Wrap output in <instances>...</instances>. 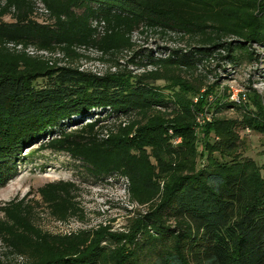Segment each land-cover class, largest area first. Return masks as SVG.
<instances>
[{
	"label": "trees",
	"instance_id": "16d2710c",
	"mask_svg": "<svg viewBox=\"0 0 264 264\" xmlns=\"http://www.w3.org/2000/svg\"><path fill=\"white\" fill-rule=\"evenodd\" d=\"M37 2L46 23L34 19ZM135 32L173 35L184 47L134 50ZM19 45L63 58L29 56ZM91 50L116 71H79ZM125 52L138 75L117 61ZM211 61L226 78L261 63L264 77V0H0V189L38 145L95 180L123 179L129 200L146 207L127 235L103 227L54 234L32 222L23 200L9 201L0 207V264H264V162L241 156L234 131L264 136L262 101L253 109L225 100L222 109L233 106L238 117L210 125L200 152L189 126L174 127L183 141L173 145L160 125L158 111L174 105L153 83L182 85L180 72ZM122 118L131 121L116 123ZM75 190L58 182L38 193L53 218L67 221L82 218Z\"/></svg>",
	"mask_w": 264,
	"mask_h": 264
},
{
	"label": "rangeland",
	"instance_id": "374dc122",
	"mask_svg": "<svg viewBox=\"0 0 264 264\" xmlns=\"http://www.w3.org/2000/svg\"><path fill=\"white\" fill-rule=\"evenodd\" d=\"M36 4L34 19L39 23L48 22L49 18L44 6L40 2ZM3 20L9 22L10 18L5 17ZM132 41L135 43L134 50L143 47L150 48V44L153 43L167 48L184 47V41L173 35L171 38L161 39L154 35L146 36L135 32L132 35ZM129 57L130 53L125 52L117 58V61L132 75H138L141 72L128 63ZM83 60L85 59L78 60L75 66ZM216 64L215 61H211L195 72L189 74L180 72L179 79L182 85L176 84L177 79L174 82L156 81L153 83L155 87L160 88L162 94L173 100V110L160 109L158 111L159 117L163 120L160 124L162 130L173 145H179L183 141L182 137L174 132V127L189 126L191 134L195 135L196 149L200 152L203 145L197 140L207 139L205 131L211 127L210 125H213L215 121L227 122L236 120L238 117L233 106L229 109H222L221 104L225 100L236 106L253 109H255L253 100L259 99L264 105V85L252 87L254 82L259 84L264 82V77L257 73L263 68L261 63H244L228 78L223 76L222 68H218ZM225 68L228 69V66ZM175 99L187 102L189 112L182 111L183 108L181 106L179 108V105L174 102ZM129 121L131 120L128 118H122L116 123L121 122L124 126ZM113 122L115 121L112 120L109 124ZM75 127L67 128L69 131ZM234 131L241 139L239 148L241 156L253 159L258 165L263 164L264 136L240 127H236ZM37 147L38 145H34L24 151L27 156L18 166V175L0 189V207L12 200H23L24 204L31 208L32 222L43 231L54 234H67L80 229L97 230L101 227L106 228L110 233L122 235L130 233L131 225L138 214L145 212L146 207L129 200L123 179L111 177L105 180H95L79 162L73 161L67 155L49 150L35 151ZM58 182H70L76 187L74 193L82 208V218L73 217L67 221H60L50 215L38 189L48 183ZM0 219H4L1 211ZM4 251L5 248L0 241V255Z\"/></svg>",
	"mask_w": 264,
	"mask_h": 264
},
{
	"label": "built area",
	"instance_id": "2783aa9c",
	"mask_svg": "<svg viewBox=\"0 0 264 264\" xmlns=\"http://www.w3.org/2000/svg\"><path fill=\"white\" fill-rule=\"evenodd\" d=\"M47 13V11H46ZM8 47L9 48H12L14 47L12 44H8ZM16 50H24L25 53L29 56H41L42 58H45V59H62L63 58V55L62 53L60 52H55V53H49L47 51H43V50H37L35 49L34 47H27V48H24L19 45V46H16L15 47ZM84 52V51H82ZM86 54H88L90 57H91V60H83V61H80V64H78L76 67H78L79 71H82V72H90L94 75H97V76H101V75H104L106 72H109V73H114L116 71V68L114 66H108L102 62H100L98 60V57H99V53H96L94 51H89V52H85ZM58 65H64L63 62H60ZM264 85V82L263 83H253L252 84V87L256 88L258 86H262Z\"/></svg>",
	"mask_w": 264,
	"mask_h": 264
}]
</instances>
